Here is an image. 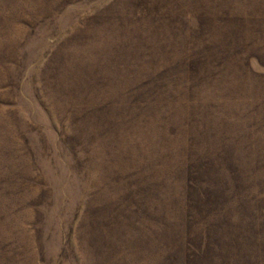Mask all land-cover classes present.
<instances>
[{
    "label": "rangeland",
    "instance_id": "374dc122",
    "mask_svg": "<svg viewBox=\"0 0 264 264\" xmlns=\"http://www.w3.org/2000/svg\"><path fill=\"white\" fill-rule=\"evenodd\" d=\"M0 264H264V0H0Z\"/></svg>",
    "mask_w": 264,
    "mask_h": 264
}]
</instances>
